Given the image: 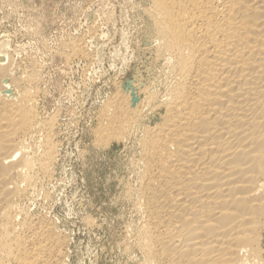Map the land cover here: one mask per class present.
I'll list each match as a JSON object with an SVG mask.
<instances>
[{"label": "bare ground", "instance_id": "6f19581e", "mask_svg": "<svg viewBox=\"0 0 264 264\" xmlns=\"http://www.w3.org/2000/svg\"><path fill=\"white\" fill-rule=\"evenodd\" d=\"M146 2L160 72L119 85L97 130L101 144L136 143L124 248L137 264H264V0ZM8 43L0 39V264H61L65 236L25 203L54 158L51 138L41 156L28 140L51 122L39 123L34 74ZM156 110L160 120L142 125Z\"/></svg>", "mask_w": 264, "mask_h": 264}, {"label": "rangeland", "instance_id": "374dc122", "mask_svg": "<svg viewBox=\"0 0 264 264\" xmlns=\"http://www.w3.org/2000/svg\"><path fill=\"white\" fill-rule=\"evenodd\" d=\"M146 6V0H0V39L34 74L39 123L51 122L28 140L41 156L51 138L54 158L25 203L65 236L61 264H137V254L124 248L134 220L124 191L134 182L136 143L101 144L97 130L119 85L151 83L160 72ZM75 42L89 57L72 54ZM159 120L157 110L148 112L142 125Z\"/></svg>", "mask_w": 264, "mask_h": 264}]
</instances>
